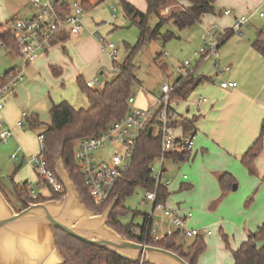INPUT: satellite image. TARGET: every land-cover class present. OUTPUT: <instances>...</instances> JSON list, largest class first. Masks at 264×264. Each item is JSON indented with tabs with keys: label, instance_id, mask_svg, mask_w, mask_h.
Listing matches in <instances>:
<instances>
[{
	"label": "rangeland",
	"instance_id": "obj_1",
	"mask_svg": "<svg viewBox=\"0 0 264 264\" xmlns=\"http://www.w3.org/2000/svg\"><path fill=\"white\" fill-rule=\"evenodd\" d=\"M76 1L90 5L81 16L84 26L82 36L87 34L86 36L90 40L92 38L96 40L97 36L105 38L117 50L115 62L118 64L122 63L138 41L139 29L135 21L124 15L119 0ZM125 1L137 11L146 13L147 5L145 0ZM141 5H143L144 11L140 10L141 8L139 7ZM177 8V4H172L162 9L161 15L166 18ZM261 11L264 13V8ZM35 14H37V10L30 4V0L0 1V25L6 24L11 19H29ZM236 16L242 15L236 14ZM158 22L159 20L156 16H151L148 27L154 29ZM204 26L201 28L204 29ZM167 32L174 34L175 38L166 43L161 39L151 41L141 47L132 58V63L136 68L135 75L139 81L133 88V93L136 97L134 107H137V101L142 98V95L150 94L158 98L163 83L171 84L178 77H185L188 72H192L197 66L198 58H195L193 53L202 45V41L199 42V38H203L205 30H202V36L199 37L200 32L197 33V29L193 31H178L170 23L160 29L161 35ZM241 32V35L235 33L230 38V41H233L236 35L240 37L239 40L244 44L248 43V41H254L260 32H264V18H258L257 15L252 16L249 23L241 28ZM95 33L96 36L93 37L92 34ZM71 42L72 51L70 54L68 49L66 53L61 49L56 53V56L65 57L70 62L66 72L64 70L68 78L63 74V83H61L63 84V89L61 84L57 85L58 82L51 74L49 67L52 65V59L48 62H43L31 74L29 69L27 70L26 68L25 81L17 86H22V88L28 86L24 89L19 99L20 102H23L21 113L26 111L29 114V109H34L39 115L43 128L50 124L49 111L51 105L59 101L57 98L61 92L66 97H72L77 94L76 77L81 76L84 82L97 79L99 84L94 89L100 91L105 83L111 81L118 73L114 61L106 53L101 52L102 57V55L94 52L93 46H90L93 52L91 50L92 53L83 52L87 54L84 55L77 49L73 38ZM54 59L56 61L57 57H54ZM185 61L191 63L187 71L182 68V64ZM21 63L22 61L18 57L6 54L5 50L0 46V76L4 75V71L14 66L21 67ZM163 64L166 65L165 68H162ZM61 70L63 71V69ZM78 72L79 74H77ZM185 106V104H180L179 109ZM9 127L12 128V126ZM5 128L7 127L5 126ZM26 129H28L27 119H24L23 128L18 130H22V132L28 131ZM29 134L27 132L26 136ZM14 135L8 140L6 145L0 143V188L8 195L11 201L14 200L12 184L17 183V180L14 179L17 172H20L23 176V183H31L32 187L37 183V177L26 163L22 166L17 165L11 161L10 157L17 150H21L22 152L18 153L20 162L22 154L32 156L39 153L35 137L27 138V148L28 150L33 149L34 152L27 153L26 143L15 141ZM104 153L105 150H102L97 155ZM192 164L193 161L178 164L172 162L164 163L167 171L163 176V181L170 182V187L168 188L170 200L173 206L176 207L178 205L183 211H188L192 214V220L198 223V230L204 229L206 232L210 231L212 233L211 236L204 238L206 249L198 259L199 264H233L232 252L236 251L246 241L250 233L256 231L259 225L256 224L258 223V218L262 217L264 219V187L259 191L255 189L256 187L252 188L251 183L256 181L257 178L243 167H241L242 175L239 174L236 178L234 186L237 189L234 192L222 194L216 180V182L213 181L214 184L212 186L206 183L203 178L197 179L193 186L192 179L195 174L191 170L197 168L198 163L195 162L194 168ZM159 165L160 162L157 160L152 163L156 171L159 169ZM183 177H186V179L183 180ZM181 184L191 185V187L185 186L180 189ZM145 194L146 191L137 188L130 196L124 199L122 206L127 210V213L119 218V222L123 226H141L144 215H150L151 205H141ZM13 203L15 204L14 201ZM107 207L103 208L100 213L93 212L102 214ZM155 215L157 217L153 221L154 229L157 228L158 223L163 225L161 218H164L158 212H155Z\"/></svg>",
	"mask_w": 264,
	"mask_h": 264
},
{
	"label": "trees",
	"instance_id": "obj_2",
	"mask_svg": "<svg viewBox=\"0 0 264 264\" xmlns=\"http://www.w3.org/2000/svg\"><path fill=\"white\" fill-rule=\"evenodd\" d=\"M181 1L187 2V7L177 8L173 10L168 17L164 18L161 15V10L178 4ZM124 15L127 18L135 21L139 29V37L137 44L131 48L126 59L118 64L114 62L118 73L116 77L107 82L102 90L89 89L86 84H83L80 79H77L79 89L86 95L90 104L87 110H74L68 103L62 102L58 105H53L50 110L51 122L43 128V124L34 118H27L28 128L30 130H41V134L45 139V157L48 167L55 171V160L58 155H61L65 170L70 176V179L77 188L78 194L81 197L86 207L97 213H100L103 208L107 207L111 202L115 201L116 205L113 208L108 226L118 234L125 236L128 240L139 244L155 246L175 253L183 258L188 264H197L201 254L206 249V244L202 235H197L189 244H183L177 240L179 235L175 231L172 236L166 237L164 241L154 244L150 237L139 238L131 233V229L137 228L142 234H145L151 229V223L148 217H145L144 223L141 226L133 225L123 226L119 222V218L126 215L127 210L122 206L124 199L130 196L137 188L144 191H152L154 188L153 182L150 180L149 168L154 160L160 154V139L148 136L147 130H144L136 141L134 155L131 167L117 181L112 189L109 199L103 206H97L94 200L89 195L88 189L84 185V175L77 165L75 158L76 143L83 138L97 137L106 132L108 128L115 122L124 118L131 107L128 104V99L134 95V85L139 83L135 75V66L132 63V58L137 51L145 44L161 39L164 43L175 38L174 34L167 32L161 35L160 29L166 24L172 23L178 31L190 29L197 25L206 15H215L216 0H145L147 5L146 13L137 11L133 6L125 0H119ZM84 10L90 5L82 2ZM156 16L159 20L154 29L148 27L149 18ZM15 19H11L4 25H0V46L10 56L17 57L16 46L14 39L9 31V25ZM222 37L221 44L227 41L233 34L231 30H226ZM69 36H64L62 40L68 39ZM60 40L58 37L52 42ZM220 44V45H221ZM253 48L264 57V33L259 34L253 43ZM11 72V71H9ZM8 72V73H9ZM51 72L54 77H59L61 71L59 68L51 67ZM7 74V73H5ZM181 81V79H179ZM178 81V82H179ZM188 78L181 81L179 88L172 96L173 100H181L186 94V89L192 84ZM181 94V96H180ZM154 124L151 121L149 127ZM264 126L261 129L257 140L251 145L248 151L241 158V164L252 173V165L255 159L259 156L263 148L262 137ZM189 152L185 151L180 154L167 155V159L185 162L189 160ZM234 178L229 174H221L218 178V185L222 194L229 193L235 185ZM28 187L27 183H24ZM14 202L10 200L8 195L0 188V191L16 212L25 209L28 204L33 203L28 196L26 189H21L18 185L12 184ZM65 192L52 194L49 198H41L36 203L47 200L60 199ZM168 189L164 186L159 187L157 191V199L166 202L168 197ZM56 245L59 252L65 259L64 264H148L145 258L142 257L137 263H132L124 260L117 255L106 251L94 248L84 244L59 230H53ZM233 264H264V221L260 228L247 236L240 247L232 252Z\"/></svg>",
	"mask_w": 264,
	"mask_h": 264
},
{
	"label": "crops",
	"instance_id": "obj_3",
	"mask_svg": "<svg viewBox=\"0 0 264 264\" xmlns=\"http://www.w3.org/2000/svg\"><path fill=\"white\" fill-rule=\"evenodd\" d=\"M260 2L261 0H216L214 5L215 15L204 16L197 25L186 30L193 31L197 29V33L200 32L199 37L202 36V30H206L211 25H214L216 30L220 33L225 32L226 30H231L234 23V17L224 16V11L230 9L234 12L235 16L236 14L246 15L251 13L258 16L255 11L260 5ZM187 6L188 4L185 1H181L177 4V7L179 8ZM139 8L144 11L143 5ZM258 18L260 17L258 16ZM203 25H205L204 29L201 28ZM259 34H261V32ZM86 35L87 34L83 36L82 34L78 36H69L66 40H62L63 37H58L60 40L52 43L45 52L40 53L37 60L30 64L27 67V70L29 69L31 74L36 71L39 65L43 62H48L52 59L53 66L51 65L49 68L50 71L51 67L60 69V76L54 77L56 82H58L57 85H60L63 83V74H65L64 70L66 72V68L69 67L70 62L65 57L61 58L60 56H56V53H58L60 49L66 53V50L68 49L70 54L72 51V38L73 41L76 42V47L81 54L87 55L83 52L92 53L93 51L90 46H93L94 52L102 55L98 42L93 38L90 40ZM230 38L219 46V58L217 61L219 66L214 67L211 60H209L195 68L188 78L193 83L186 89L184 98L181 100H173L171 103V109L175 116L174 135L177 138L192 137L194 139L193 148L189 151V160L185 161L186 163L193 161V168L195 162L198 163V167L195 166L197 168L191 170L195 174L192 179L193 186L199 178L205 179V182L212 186L216 181L218 184L217 178L223 173L231 175L236 182L237 176L239 174L242 175L241 167L245 168L240 160L251 145L257 140L261 129L264 126V57L253 48V43L257 38L254 39V41H248V43L245 44L239 40L240 37L237 35L233 41H230ZM200 41H202V38H199V42ZM54 57H57L56 61ZM165 67L166 65L163 64L162 68ZM226 67H229V71H224ZM14 68H16V66L4 71V74ZM61 69H63V71ZM77 74H79V72ZM65 76L68 78L67 74H65ZM78 78L83 84L89 82H84L81 76L76 77L75 83L77 86V94L72 97H66L64 93L61 92L57 98L59 101L57 103H52L51 108L53 105L66 102L77 111L89 109L90 104L86 95L77 85ZM180 78L181 76L173 83L167 85H174ZM222 82H235L237 86L234 89L223 90L220 88ZM164 84L166 83H163V85ZM61 87L63 89V84H61ZM26 88H22V86L15 87L7 96L5 108L0 113V124L3 123L2 128H5V126H12V129L15 130V141L26 143L25 148L27 153H34L33 149L28 150L27 148V138H37V135L41 133V130L34 131L28 128L26 129L28 131L22 132V130L15 128L16 122L20 119L21 108L23 106V102H20L19 99ZM156 99V97L150 94L142 95V98L137 101V107L135 108L143 110L153 109L156 104ZM180 104H185L186 106L179 109ZM28 112L29 114L27 115L29 116L27 118L39 120V115L34 109H29ZM2 128L0 127V130ZM27 132L30 133L28 136H26ZM262 142V151L255 159L251 168L252 174L257 178L256 181L251 183V186L252 188L256 187L255 189L258 191L264 187V133ZM20 151L21 150H17V156ZM106 151L107 150H105V153L102 155H105ZM23 156L25 155L22 154L20 162L19 159L13 162L22 166L24 164ZM165 162H172L174 164L182 163L171 159H167ZM166 171L164 165L162 181ZM14 179L17 180L16 184H18L19 187L23 184L24 178L20 172L15 174ZM185 179L186 177H183V180ZM163 182L168 183L170 187L169 181ZM185 186L188 188L191 187V185L181 184L180 189ZM235 190L232 189L230 192H234ZM168 193L169 195L165 204L169 209L177 212L180 216L190 213L188 211H183L178 205L176 207L173 206L170 200L169 190ZM146 216L147 215H144L143 223ZM192 219L193 217L188 222L189 229L197 230L199 235H202L203 238L212 235L210 231H208L209 235H207L206 230H198V223ZM161 221L163 222V225L161 223L157 224L161 225L162 229L160 230L163 232L176 231L167 219L161 218ZM263 221L264 219L262 217L258 218V223L256 224L259 225L256 230L261 227ZM156 229L158 230L159 227L157 226ZM193 238L194 237L189 236L183 237L179 234L177 240L183 244L189 245L193 241ZM197 264H199V260L197 261Z\"/></svg>",
	"mask_w": 264,
	"mask_h": 264
},
{
	"label": "built area",
	"instance_id": "obj_4",
	"mask_svg": "<svg viewBox=\"0 0 264 264\" xmlns=\"http://www.w3.org/2000/svg\"><path fill=\"white\" fill-rule=\"evenodd\" d=\"M30 4L37 10L32 18L15 19L9 25V31L14 39L17 57L22 61L21 67H16L11 72L0 76V113L5 108L7 96L15 87L25 81V69L34 63L39 54L45 52L57 37L78 36L82 34L84 29L82 22V14L84 9L82 4L76 0H30ZM264 8V0L255 13L260 18L264 17L261 11ZM224 16H233L234 23L231 28L232 34L241 35V28L249 23L254 13L242 16H235L232 10L223 12ZM264 33V32H261ZM225 33L218 32L214 25L205 30L202 38V45L193 53L198 58L196 68L203 62L211 60L214 67H218L219 63V46ZM92 36H96L92 34ZM101 51L106 53L114 62L116 60L117 50L112 43L105 38L97 36ZM191 63L185 61L182 68L186 71ZM224 71H229L226 67ZM193 72V71H192ZM192 72H188L185 77H181V81L190 77ZM181 81L172 86L164 84L160 88V96L156 99L153 109H139L133 107L136 97L133 95L128 99L130 111L128 114L115 121L106 132L97 137L83 138L77 141L75 158L77 165L84 175V185L88 189L89 195L97 206H103L109 199L110 193L121 176L129 170L132 164L136 141L139 135L144 131L152 128L151 136L160 139V154L155 159L160 162L159 169L151 165L149 168L150 180L154 184L152 191L145 194L142 205H151V213L148 215V221L151 223V229L145 234L137 228L131 229V233L139 238L150 237L154 244L162 242L166 237L172 236L174 232H163L161 225H157L159 229L153 228V221L157 217L155 212L169 221L171 226L183 237H195L199 233L197 230L188 228V222L192 218L191 213L180 216L177 212L169 209L165 202L157 199V191L159 187H169V184L162 181V173L167 155L180 154L185 151H191L194 145V139L177 138L174 135L175 116L171 109L172 96L179 88ZM98 80H91L86 83V87L94 89L98 85ZM237 84L235 82H222L220 88L223 90L234 89ZM26 111L20 115V119L16 122L15 128H23V120L27 119ZM154 124L149 127L151 121ZM3 127V123L0 124ZM14 135L12 128H2L0 131V143L6 145L8 140ZM37 145L39 153L32 156H23V161L35 173L37 183L34 187L28 184H21V189H26L29 199L35 204L41 198H49L52 194L63 192L64 188L58 178L56 172L48 167L45 157V139L43 134H38ZM107 150L105 155H97L99 151ZM10 159L17 161L18 156L15 152ZM209 235V232L206 233ZM146 245V244H145Z\"/></svg>",
	"mask_w": 264,
	"mask_h": 264
},
{
	"label": "water",
	"instance_id": "obj_5",
	"mask_svg": "<svg viewBox=\"0 0 264 264\" xmlns=\"http://www.w3.org/2000/svg\"><path fill=\"white\" fill-rule=\"evenodd\" d=\"M151 133L149 128L148 136ZM55 171L65 192L60 199L28 204L16 212L0 191V264H64L53 230L132 263L144 257L148 264H188L171 251L135 243L110 228L108 220L115 201L102 214L89 210L65 170L61 155L55 160Z\"/></svg>",
	"mask_w": 264,
	"mask_h": 264
}]
</instances>
